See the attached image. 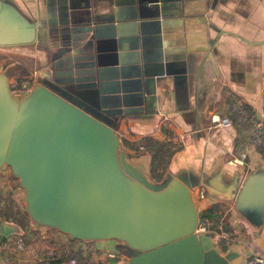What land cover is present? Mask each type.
I'll list each match as a JSON object with an SVG mask.
<instances>
[{
	"label": "crops",
	"instance_id": "0c3cea01",
	"mask_svg": "<svg viewBox=\"0 0 264 264\" xmlns=\"http://www.w3.org/2000/svg\"><path fill=\"white\" fill-rule=\"evenodd\" d=\"M21 21L38 25L39 38L17 36ZM60 28L73 31L61 37ZM71 33L82 36L85 50L70 49L80 42ZM1 48L15 56L10 80L26 78L24 71L31 84L67 70L68 54L91 56L97 96L81 101L123 110L115 130L126 150L146 151L126 145L144 137L170 143L166 170L193 185L201 213L219 207L217 221L234 234L226 249L244 260L264 255L234 205L246 173L264 165V147L247 144L246 122H264V0H0ZM217 116L231 124H218ZM244 152V163L235 162ZM21 195L0 170V209ZM0 219L18 226L0 247V264H44L50 250L56 263L83 245L68 238L59 247L53 229L22 227L9 214ZM19 236L23 249L13 242Z\"/></svg>",
	"mask_w": 264,
	"mask_h": 264
},
{
	"label": "water",
	"instance_id": "95a60500",
	"mask_svg": "<svg viewBox=\"0 0 264 264\" xmlns=\"http://www.w3.org/2000/svg\"><path fill=\"white\" fill-rule=\"evenodd\" d=\"M19 24L17 36L39 38L34 22ZM70 38L80 39L71 50H85L82 36ZM66 58L67 70L22 92L10 88L16 70L0 69V170L17 178L28 219L73 240L113 241L125 255L116 264H242L213 232L197 231L200 198L190 182L169 170L155 178L149 152L123 148L115 130L123 110L81 101L97 96L92 57ZM234 205L264 252V165L246 173ZM17 232L0 219V247Z\"/></svg>",
	"mask_w": 264,
	"mask_h": 264
},
{
	"label": "built area",
	"instance_id": "2783aa9c",
	"mask_svg": "<svg viewBox=\"0 0 264 264\" xmlns=\"http://www.w3.org/2000/svg\"><path fill=\"white\" fill-rule=\"evenodd\" d=\"M30 86H31V82L28 83L26 78H24L23 80H21L20 88L16 90L13 89L11 90L22 92L27 90ZM216 120L218 124L223 126L231 124V120L228 117L217 116ZM246 122L247 125L250 126V132H251L250 135L253 141V145L255 147L264 146V122L258 119L256 120L253 117H249V119H247ZM246 156L247 154L246 152H244L241 157L235 158V162L243 164ZM203 194L204 192L201 191L200 195L202 196ZM223 225H224L223 222L214 220L209 216H203V217L201 216L197 231L213 232L215 234V238L217 239V241L220 240L227 245L228 243H230V241L233 240L234 234L231 231L225 229ZM80 241L83 243V245L80 247V252L79 250L74 249L73 254L71 256L62 259L54 264H79V262H83V261L87 263L89 259L90 260L94 258L98 259L102 257H106L108 259H115L118 260L119 262L125 260V255H123L118 250H115L112 245L111 246L100 245L98 241H93V240H89V241L80 240ZM13 242L18 248L23 249L24 244L20 236L14 239ZM90 254H91V258H90ZM55 256H56V252L54 250H50L49 252H47L46 257L42 259L43 263L51 264ZM242 264H264V255L251 254L245 258Z\"/></svg>",
	"mask_w": 264,
	"mask_h": 264
},
{
	"label": "rangeland",
	"instance_id": "374dc122",
	"mask_svg": "<svg viewBox=\"0 0 264 264\" xmlns=\"http://www.w3.org/2000/svg\"><path fill=\"white\" fill-rule=\"evenodd\" d=\"M7 50H10V49H5V48H1L0 49V65H1L0 69H4L5 67H8L10 65L9 63L13 59H15V56L14 55H9ZM21 74H22L23 77H26V80L28 81V83L31 81L30 78H29V74H27V73L25 74L24 71ZM21 80H23V79H21ZM21 80H19V81L10 80L9 84H10L11 89L16 90V89L20 88ZM247 144L253 145V141L251 139V135L250 136L248 135ZM262 147H264V146H257V148H262ZM5 173L8 174V177L12 180V182H14V184H16L18 186L17 178H15L14 176L11 175L10 170L8 168L5 169ZM18 188H20V187L18 186ZM21 197H22V195H21ZM5 201L8 202V204L5 203V208L4 209H0V214H6V215L9 214L15 220H18V222H20L22 224L21 225L22 227H24L25 225H31V224L34 225V226H38V225L32 223L28 219L27 214L25 213V211L22 208V205H21V202H20L21 198L19 199L18 204L16 203V206L14 205L13 202H10L9 200L5 199ZM27 230L28 229H25L23 231L24 232L23 234H25ZM67 241H68V236L66 234L62 233V232H58L56 240H55V243L60 247L61 245H63ZM98 242L102 243L103 245H110V246H111V244H113V241H111V240H102V241H98ZM218 244L220 246H224V247L227 246L224 242H222L220 240L218 241ZM90 258H91V254H90ZM94 260H96V261H94ZM112 261L115 262V260H111V259H108L106 257H102V258H98V259H96V258L91 259V260L89 259V261L87 263H89V264H91V263L92 264H111ZM116 263H118V262H116Z\"/></svg>",
	"mask_w": 264,
	"mask_h": 264
},
{
	"label": "trees",
	"instance_id": "16d2710c",
	"mask_svg": "<svg viewBox=\"0 0 264 264\" xmlns=\"http://www.w3.org/2000/svg\"><path fill=\"white\" fill-rule=\"evenodd\" d=\"M17 81L20 80V78L16 79ZM126 145L131 148H136L140 146H143V148L151 154V165H152V173L155 178H161L163 173L166 171V168L169 163V159L173 153V148L168 142H161L158 141L152 137H144L142 140H140L138 143H131L129 141H126ZM219 207L217 205L212 206L210 209L203 211L201 213V216H209L210 218L214 220H218L219 217H221L220 214H218L217 210ZM227 246H222V248L225 250ZM115 260V259H111ZM116 262H119L118 260H115V262H111V264H116ZM55 262H51V264H54ZM79 264H86V262H79Z\"/></svg>",
	"mask_w": 264,
	"mask_h": 264
}]
</instances>
